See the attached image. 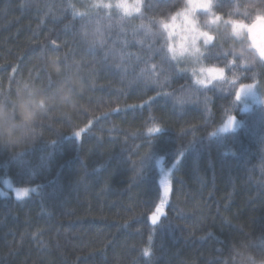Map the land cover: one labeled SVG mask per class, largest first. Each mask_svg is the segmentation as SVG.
<instances>
[{"label": "trees", "instance_id": "1", "mask_svg": "<svg viewBox=\"0 0 264 264\" xmlns=\"http://www.w3.org/2000/svg\"><path fill=\"white\" fill-rule=\"evenodd\" d=\"M77 3L0 0V103L24 87L41 103L76 91L74 104L53 107L27 140L0 146V174L36 189L24 199L0 192V264H264V106L244 112L228 81L178 105L175 85L137 82L157 39L147 35L141 50L132 18L124 26L115 13L93 19ZM185 3L144 0L143 15L161 21ZM233 4L264 10V0H218L216 11ZM242 44L256 65L238 84L264 82V61ZM206 59L225 61L219 51ZM177 71L180 84L193 85ZM230 114L243 127L218 134ZM159 158L168 172L176 166L163 205Z\"/></svg>", "mask_w": 264, "mask_h": 264}, {"label": "rangeland", "instance_id": "2", "mask_svg": "<svg viewBox=\"0 0 264 264\" xmlns=\"http://www.w3.org/2000/svg\"><path fill=\"white\" fill-rule=\"evenodd\" d=\"M218 0H212V13L215 15H219L221 17L220 21H217L215 24L208 23L210 14L203 11L197 10L194 14V18L200 28L201 31L208 32L212 37L213 40L209 43L205 44L203 37H201L197 41V47H199L201 56L199 61H197L194 57L191 56H177L173 57V54L168 50L169 45H172L175 48H179L180 46V35L183 34L182 32V18L178 17L175 22L172 21V17L180 12L182 9L185 8L181 6L179 10H177L173 15L170 17L161 20L165 23L170 25L168 30H165L160 23L161 21L153 20L147 18L143 15V4L144 0H140V12H133L131 15H125L122 10L117 8L111 9H104L102 7H94V5L98 4L100 0H77L76 7H79L82 11L81 14L90 15L93 19H97V15H112L118 14V20H124L126 17L131 20L130 25L133 27V30L138 31L137 38L138 41L133 43L137 44V47L141 50L142 47L140 46L142 42L148 41L153 37V39H157L154 46L148 47L149 49L152 48L154 52V47L157 49L156 55L150 59V62L141 61L140 64L143 65L145 68L142 75H138L137 82L143 81L146 83L145 85H161L160 87L163 89L166 87H170V85H175L177 88L174 93H172V98L175 99L176 103L180 105L182 102L193 103L197 102L196 98L198 96V92H201L197 89H204L209 91L208 89L211 88L213 85H219L224 81H228L229 83H235L234 90L235 94L240 91L242 85H253V88L250 92L245 91L236 99L235 104L239 105L244 112H251L255 109V107H262L264 106V82L255 81L253 83L247 82L245 84H238L241 80L244 82L249 80L252 76V68L256 65L255 58H248L247 53L250 54V48L243 45L242 43L246 42L249 46L255 43L257 45L261 44V41L264 40V23L256 21V28L254 29V33L252 36L244 30L241 32L239 36L233 34L232 26L228 23H225L228 20H237L242 21L246 25H253L258 14L256 10H248V8L241 9L240 6L237 4H233L230 6L229 10L224 14H219L216 11V3ZM104 2H109V0H104ZM114 4L116 0H111ZM129 3H134L135 0H128ZM136 16V17H135ZM134 17V18H133ZM147 19V20H146ZM151 20V21H150ZM153 20V21H152ZM118 22L119 26H124V24ZM125 23V21H123ZM152 22V23H151ZM158 23V24H157ZM93 24V27L96 31L102 29V25L98 23H89ZM106 28V27H105ZM103 28L102 30H104ZM127 28V25H126ZM131 28V27H130ZM156 29V32H154ZM171 31L173 35L169 37L168 32ZM128 32L126 31V34ZM99 34V33H98ZM148 35V36H147ZM100 37H104V34H99ZM135 40V38L133 39ZM123 43L126 44V47L130 45L129 37L126 35V39L123 40ZM241 44V45H240ZM161 45V47H159ZM217 46L216 48H210L209 46ZM224 45V47H222ZM239 50L236 51L234 48L239 46ZM221 48V49H220ZM211 51H219L222 54V57L225 61L222 60L221 66L225 70L224 76L222 78H217L211 81V83H206V85H200L196 83V79H205L207 82L209 77L207 73H200V67H215L210 66L207 62L206 56ZM242 57L243 59L237 60L236 57ZM254 59V60H253ZM235 60V63H231V61ZM177 68V69H176ZM219 68V67H216ZM183 74V72L189 74V78L193 85H185L180 84L177 80L178 78V70ZM196 72V75H193V72ZM177 77V78H176ZM183 77L186 76L183 74ZM140 79V80H139ZM143 85V86H145ZM238 85V86H237ZM159 88V87H158ZM212 97V96H211ZM257 114V113H256ZM234 116L235 117V125L232 129L228 131L221 132L220 129L224 126L227 122L228 118ZM256 116V115H254ZM244 123L238 119V117L234 114H230L226 119H224L223 124L217 130L218 134H227L231 131L239 130L242 128ZM163 158L158 159V164L161 166L163 170V177L165 175L170 176L172 170H175L176 166L171 167V171L169 169L166 170L164 168ZM28 188L29 193L27 196L18 198L16 195L17 189ZM34 186H17L13 179L9 176H3L0 174V192L5 195H14L18 199L27 198L34 192Z\"/></svg>", "mask_w": 264, "mask_h": 264}, {"label": "snow or ice", "instance_id": "3", "mask_svg": "<svg viewBox=\"0 0 264 264\" xmlns=\"http://www.w3.org/2000/svg\"><path fill=\"white\" fill-rule=\"evenodd\" d=\"M94 7H102L104 9H111L117 8L123 11L125 15H131L133 12H140V0H135L134 3H129L128 0H116L113 4L111 0L109 2H104V0H100V2ZM212 0H186L185 8L178 12L176 15L172 17V21L175 22L178 17L182 18V32L183 34L180 35V46L179 48H175L172 45H169L168 50L173 54V57L177 56H191L194 57L197 61H199L200 56L202 55L200 52L199 47H197V41L203 37L204 43L207 44L213 40V37L205 31H201L195 18L194 14L197 10H203L210 14L208 23L215 24L217 21L221 20L219 15H215L212 13ZM256 21L264 23V10H258V14L256 17ZM165 30H168L170 25L165 23L164 21L160 22ZM225 23H228L232 26L233 34L239 36L242 31L246 30L250 36L253 35L254 29L256 28V24L249 26L244 24L242 21L237 20H228ZM169 37L173 35L171 31L168 32ZM250 47H253L257 50L258 55L261 61H264V46L257 45L255 41L253 42ZM231 63H235V60L231 61ZM224 69L223 68H216V67H200V73H207L208 74V81L206 82L205 79H196V83L200 85H206V83H211L212 80L217 78H222L224 76ZM193 75H196L194 70ZM253 88V85H242L240 91L236 93V99H239L242 93H245L246 89L250 92ZM235 117L231 116L228 118L227 122L224 126L220 129L221 132L228 131L232 129L235 125ZM161 130L159 127L150 128L148 131L150 133H157ZM215 133H213L214 135ZM79 136V133H76ZM160 185L163 188V199H161L160 204L163 205L170 192V181L168 175H165L163 179L160 180ZM29 193L28 188H22L16 190V195L18 198L27 196ZM160 207H157L156 212L160 213ZM151 222L153 225H156L159 220V216L157 214H153L151 217ZM144 255H149V250L145 249Z\"/></svg>", "mask_w": 264, "mask_h": 264}, {"label": "clouds", "instance_id": "4", "mask_svg": "<svg viewBox=\"0 0 264 264\" xmlns=\"http://www.w3.org/2000/svg\"><path fill=\"white\" fill-rule=\"evenodd\" d=\"M236 59L241 60L243 58L237 56ZM51 67L54 71L60 70L59 65L55 62ZM65 93L68 99L60 103ZM75 99L76 91L66 87L63 91H57L41 103L38 92L28 87L21 88L16 93L14 101L0 103V146H14L12 141L15 138L27 140L32 128L46 117L53 107L71 106L74 104ZM29 113H31L30 117Z\"/></svg>", "mask_w": 264, "mask_h": 264}, {"label": "flooded vegetation", "instance_id": "5", "mask_svg": "<svg viewBox=\"0 0 264 264\" xmlns=\"http://www.w3.org/2000/svg\"><path fill=\"white\" fill-rule=\"evenodd\" d=\"M260 46H264V40L261 41Z\"/></svg>", "mask_w": 264, "mask_h": 264}]
</instances>
